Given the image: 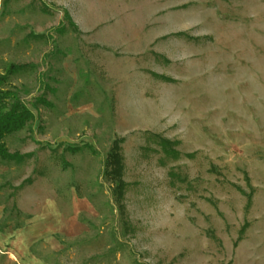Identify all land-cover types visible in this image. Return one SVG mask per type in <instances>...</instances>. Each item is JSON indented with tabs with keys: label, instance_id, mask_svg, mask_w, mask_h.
I'll list each match as a JSON object with an SVG mask.
<instances>
[{
	"label": "rangeland",
	"instance_id": "obj_1",
	"mask_svg": "<svg viewBox=\"0 0 264 264\" xmlns=\"http://www.w3.org/2000/svg\"><path fill=\"white\" fill-rule=\"evenodd\" d=\"M11 64L0 264H264V0H0Z\"/></svg>",
	"mask_w": 264,
	"mask_h": 264
},
{
	"label": "trees",
	"instance_id": "obj_2",
	"mask_svg": "<svg viewBox=\"0 0 264 264\" xmlns=\"http://www.w3.org/2000/svg\"><path fill=\"white\" fill-rule=\"evenodd\" d=\"M43 11H47L45 6ZM64 18L71 26H74L67 13H64ZM27 69L28 66L26 65L11 64L0 74V163L21 164L30 158V154L10 153L5 143L6 138L21 132L34 119L31 109L20 100L17 91L10 84L11 77ZM39 104L47 105L48 103L41 97L35 99L31 107L37 109ZM77 150V148H67V151L70 152H76ZM104 166V177L114 183L112 196L116 204L119 205L126 188V184L122 181L123 160L119 154V141L113 143L107 154ZM32 183L33 179L31 177L27 178L18 187V190Z\"/></svg>",
	"mask_w": 264,
	"mask_h": 264
}]
</instances>
